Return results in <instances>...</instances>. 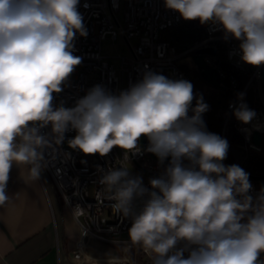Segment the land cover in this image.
<instances>
[{
	"label": "clouds",
	"instance_id": "clouds-1",
	"mask_svg": "<svg viewBox=\"0 0 264 264\" xmlns=\"http://www.w3.org/2000/svg\"><path fill=\"white\" fill-rule=\"evenodd\" d=\"M79 4L0 0V206L9 199L13 164L29 166L34 180L40 176L43 150L51 144L39 127L51 126L56 145L74 130L69 146L101 157L114 147L124 150L125 159L136 155L140 138L146 137V151L163 166L162 174L149 180L150 187L130 176L126 166L109 169L100 180L113 211L131 215V243L141 246L152 264H264L259 259L264 253V190L253 196L249 173L223 163L228 142L207 130L202 114L209 106L194 94L191 82L146 71L126 90L113 93L96 85L74 107H53V93L62 91V83L82 62L73 54L77 33L88 34ZM164 4L186 21L218 25L226 38L240 42L244 63L264 65V0ZM254 115L244 103L234 110L244 124ZM144 197L142 208L133 213L134 199Z\"/></svg>",
	"mask_w": 264,
	"mask_h": 264
},
{
	"label": "built area",
	"instance_id": "built-area-1",
	"mask_svg": "<svg viewBox=\"0 0 264 264\" xmlns=\"http://www.w3.org/2000/svg\"><path fill=\"white\" fill-rule=\"evenodd\" d=\"M78 10L83 16L88 34L82 37L77 33L73 54L81 57L82 62L62 83V91L53 93L54 108L74 107L77 101L96 85L113 93L126 90L142 79L146 71L163 74L170 79L186 78L178 66V61L188 51L177 53L168 42L160 40V35L165 29L175 26L182 19L178 12L165 7L164 0H80ZM120 11L121 22L118 18ZM198 22L200 23L199 20ZM200 25L205 33L201 44L224 39L226 60L229 65L239 70L246 66L250 67L248 84L261 80L264 65L252 66L244 63L240 59L239 41L231 37L226 38L222 29L212 22ZM106 38L113 41L120 38L127 45V56H117L118 69L110 58L100 53V44ZM203 58L207 65L215 69L207 55ZM218 73L221 78H227L219 71ZM230 84L234 85V81L229 80ZM242 93L228 104L229 113L226 119L242 103ZM254 113L249 123L244 124L236 120L235 127L244 140L243 148L258 151V147L252 143V134L255 131L261 135L264 133V109L256 110ZM36 126L39 127V122ZM39 134L51 144V147L43 150L42 167L79 228L75 260L80 264L90 261L85 246L88 240L94 239L106 244L121 245L122 257L114 259L113 263L128 264L129 253L134 252L145 258L143 264H152L141 246L133 245L128 236L123 238L131 226V215L124 217L121 213L113 211L114 202L109 198L110 193L100 184V180L109 169L126 166L130 176L134 177L130 170L133 168L135 175L142 178L144 186L150 187L149 180L159 177L163 172V166L150 158L140 144V153L136 155L129 153L127 159L124 150L118 147H114L109 154L101 157L99 154L86 155L79 149L71 148L68 141L76 135L74 130L65 133L60 145L55 144L50 125L39 127ZM223 136L224 130L221 132V137L224 138ZM223 163L227 165L225 160ZM249 180L253 196L264 190L253 180ZM136 199L132 205L133 213H136ZM138 199L142 208L146 197Z\"/></svg>",
	"mask_w": 264,
	"mask_h": 264
},
{
	"label": "crops",
	"instance_id": "crops-1",
	"mask_svg": "<svg viewBox=\"0 0 264 264\" xmlns=\"http://www.w3.org/2000/svg\"><path fill=\"white\" fill-rule=\"evenodd\" d=\"M28 167L13 164L9 173V199L0 206V264H80L75 260L76 221L44 168L34 180ZM85 252L90 261L84 264H109L110 258L122 257L121 245L94 239L87 241Z\"/></svg>",
	"mask_w": 264,
	"mask_h": 264
},
{
	"label": "trees",
	"instance_id": "trees-1",
	"mask_svg": "<svg viewBox=\"0 0 264 264\" xmlns=\"http://www.w3.org/2000/svg\"><path fill=\"white\" fill-rule=\"evenodd\" d=\"M204 38V30L198 20L186 21L183 18L175 26L165 29L160 35V40L168 42L177 53L188 51L181 56L178 66L186 75L184 80L192 83L194 94L197 97L202 95L204 102L209 106L208 110L202 114L207 130L219 136L224 130L223 137L228 142L225 163L239 165L249 173V179L264 189V133L258 151L245 150L243 148L244 140L235 127L237 119L234 116V111L226 119L229 113L228 104L234 101L241 92H243L242 103L246 104L250 110L264 109V78H261L259 82L253 81L248 84L251 68L246 66L239 70L229 65L225 54L226 41L218 39L203 45L201 43ZM196 46L200 48H195ZM201 49H210L214 52L213 55H207L210 64L230 81L233 80L234 85L230 84L229 87L221 86L214 89L201 78L200 72L192 61L194 54ZM194 105L195 100L193 101ZM129 257L128 264L145 263V258L139 253L130 252Z\"/></svg>",
	"mask_w": 264,
	"mask_h": 264
},
{
	"label": "water",
	"instance_id": "water-1",
	"mask_svg": "<svg viewBox=\"0 0 264 264\" xmlns=\"http://www.w3.org/2000/svg\"><path fill=\"white\" fill-rule=\"evenodd\" d=\"M213 51L210 49H201L198 50L194 56L192 57L193 64L195 65L196 69L200 72L201 78L210 86H212L214 89H218L221 86L223 87H229V80L227 78H221L218 71L214 68H211L209 65H207L204 61L203 56L204 55H213ZM262 78H264V68L262 72ZM262 140V135L259 132H253L252 134V143L255 146H259L260 142ZM148 140L146 137H141L139 144L141 148L146 152V154L152 158L153 160L158 162L157 157L146 151L148 147ZM167 163V161L165 162Z\"/></svg>",
	"mask_w": 264,
	"mask_h": 264
},
{
	"label": "rangeland",
	"instance_id": "rangeland-1",
	"mask_svg": "<svg viewBox=\"0 0 264 264\" xmlns=\"http://www.w3.org/2000/svg\"><path fill=\"white\" fill-rule=\"evenodd\" d=\"M119 21H122V14L121 11L118 14ZM131 43H134V40L131 41ZM100 53L102 56L106 58H110L111 61H113L116 69H118V59L117 56H127L128 49L125 42H123L120 38H118L116 41L111 40L110 38H106L103 40L100 44ZM130 170L133 172V176L136 177L134 169L130 168ZM140 208V201L137 198L135 203V211L138 212ZM118 264V263H114Z\"/></svg>",
	"mask_w": 264,
	"mask_h": 264
}]
</instances>
